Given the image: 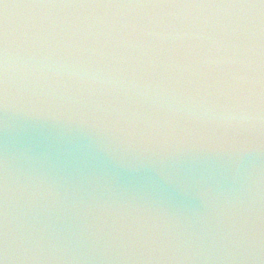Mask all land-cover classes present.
I'll return each mask as SVG.
<instances>
[{"label":"water","instance_id":"water-1","mask_svg":"<svg viewBox=\"0 0 264 264\" xmlns=\"http://www.w3.org/2000/svg\"><path fill=\"white\" fill-rule=\"evenodd\" d=\"M0 264H264V0H0Z\"/></svg>","mask_w":264,"mask_h":264}]
</instances>
